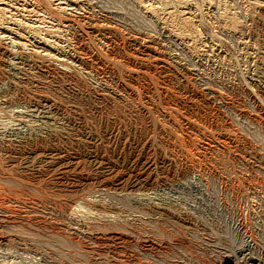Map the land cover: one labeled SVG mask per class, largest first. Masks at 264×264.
I'll list each match as a JSON object with an SVG mask.
<instances>
[{
    "label": "rangeland",
    "instance_id": "rangeland-1",
    "mask_svg": "<svg viewBox=\"0 0 264 264\" xmlns=\"http://www.w3.org/2000/svg\"><path fill=\"white\" fill-rule=\"evenodd\" d=\"M40 1L69 61L0 39V264H264V0Z\"/></svg>",
    "mask_w": 264,
    "mask_h": 264
},
{
    "label": "bare ground",
    "instance_id": "bare-ground-1",
    "mask_svg": "<svg viewBox=\"0 0 264 264\" xmlns=\"http://www.w3.org/2000/svg\"><path fill=\"white\" fill-rule=\"evenodd\" d=\"M69 1H72V0H69ZM149 1H151V0H149ZM184 2H186V0ZM74 3H76V2H74ZM59 4L60 5H66L67 8L69 5H71V4H66L63 1L62 2L60 1V3H58V5ZM42 7H43V5H42V2L40 0H0V39L7 40L11 37L10 35H12L14 37H17V39H19L17 41V43L15 42L19 46L23 45V41L29 42L30 43L29 46L32 45L33 47H35L36 45H39V46L43 45L45 50H44V53L43 52L42 53H43V56L45 57V59L47 57L49 59H55L57 61L59 60L61 62H67L69 60H64V58L58 59L59 56L60 57L63 56L62 52L64 50H62V49L64 46L61 49L60 43H61L62 39H61V37L58 38L59 36L57 37V35H59V34L63 35L64 31H63L62 23L64 21L57 19L55 17V15H53L51 12H49L51 10L47 11V9L45 8L46 6L44 7L46 10L43 9ZM58 8L62 9V10H67L66 8H63L62 6H58ZM71 9L69 8L68 10L71 11ZM69 14H71V13L69 12ZM67 27L69 28L71 26L68 25ZM5 33H7L8 35H6ZM49 35H51V36H49ZM28 44H26V45H28ZM39 46H37V47H39ZM24 48H26V47H24ZM24 48H22V50ZM46 48L48 50L47 54H46ZM57 51H60V52H57ZM53 52L55 54H53ZM23 53H21V54L23 55ZM30 60H31V58H30ZM16 64H18V63H16Z\"/></svg>",
    "mask_w": 264,
    "mask_h": 264
}]
</instances>
